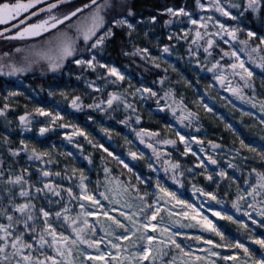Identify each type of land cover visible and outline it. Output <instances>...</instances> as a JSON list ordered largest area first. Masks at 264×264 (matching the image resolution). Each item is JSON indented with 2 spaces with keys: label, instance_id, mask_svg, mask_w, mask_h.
Wrapping results in <instances>:
<instances>
[{
  "label": "rangeland",
  "instance_id": "374dc122",
  "mask_svg": "<svg viewBox=\"0 0 264 264\" xmlns=\"http://www.w3.org/2000/svg\"><path fill=\"white\" fill-rule=\"evenodd\" d=\"M201 3L206 5L203 10L196 5L194 12L188 8H183L191 12L193 18L198 21H200L201 17H204L201 23H207V33L218 32L219 35L209 37L205 33L204 28L199 27V25H192L187 17L171 18L173 22L165 25L164 22L170 19L165 10L162 12L165 16L157 18L155 24L148 22L149 17L140 18L145 20L146 24L138 26L137 32L139 35L133 33L132 37V44L140 48L147 47L151 56L158 57L155 63L173 76L176 89L168 105L173 107L178 115L179 119L177 121H165L161 116L156 115L152 105H155L160 96L154 85H150L145 81L133 80L121 67L97 57L101 63L115 66L125 76V80L121 83L128 90L126 93L127 100L135 109L133 115L140 117L143 125L149 128V134H158V132L162 134L163 139H159L160 144L153 139L155 135L147 136L145 134L142 137L136 135L130 127L121 123V120H117L118 123L115 124L102 111L95 110L96 114L91 115L83 113V110L76 111L68 107V102L64 101L59 95L61 91L69 95L81 96L84 101V107L93 103L94 100L97 102L99 99L106 100L108 96L103 95V91L96 93L88 88V82L94 80L82 77L80 75L82 72L77 71V69L81 70L82 68L72 63L71 59L66 61L64 67L57 72L49 71L46 62L37 69V73L23 72L24 75L57 74L66 76V72L71 74V76L72 73L74 74L76 82L67 81L61 87L47 88L46 94L42 95L44 98L38 96L28 85L23 83L21 78L17 79V85L25 89L29 88L31 94L24 93L20 87L0 90V108H3L4 104L7 103L9 111L11 109L18 110L15 133L12 136H7L8 140L15 146V149L21 147L20 141L23 139L28 143L29 148L34 146L38 151H49L51 153V162H48L49 157H44L42 160H28L26 153H21L20 155V168H27L28 171L23 173V175L30 184L41 188H43L44 184H50V186L60 191V196L58 197L45 190L47 198H45V193H41L32 202L36 205L37 210L43 206L46 210H51L53 213L61 211V219L57 221L53 215L50 217V222L57 228L58 232L62 231L70 239L76 238V232L72 231L75 228L77 230L83 229L80 233L82 239L100 241L99 252L95 247H88V244H79V249L92 256L102 252L105 254V259L110 260V257L107 256L109 251L113 256L117 255L116 250L111 248L108 243L110 240L121 245L122 251L119 254L121 260L136 251L135 248L130 247L129 241H116L113 235H106L105 231L101 230L112 223L105 217V212L109 216L119 219L122 223L128 224V221L125 220L124 216H121V213L124 212L131 215L134 211L136 212L138 224L151 223L157 226V231L153 232L151 228L147 231L148 235H152L156 239L149 259L142 261L141 264H204L203 261H196L195 257H205L214 260L216 264H233L230 260L225 261L222 259L223 256L230 255H238L241 259H245L243 251L234 248L214 249L220 255L210 257L207 249L211 246L205 244L204 240L211 238L215 242H219V237L203 231L196 221H189L179 215V206L172 208L171 204L166 205L164 200H159L156 188L158 178L163 186L175 191L181 199L194 206L203 204L201 214L208 216L229 239L242 241L257 256L260 251H264L260 249L258 244L253 243V239L264 238V228L251 224L248 217L242 214L243 211H250V209H247L244 202L241 201L242 211L238 213L233 207L229 208L224 202V197L222 198L220 195L222 191L226 190L230 196L233 194L231 199L233 202L239 193L250 190L251 186L257 183L258 177L255 172H252L253 168L257 172L264 173V158L257 155V153L249 152L247 148H241L239 142L240 139H243L245 144L256 148L258 152H264V125L259 123L261 116L260 106L264 103V86H262L264 85V80H262L264 73L259 68H255L252 78L255 91L249 89V92H245L241 86L243 82L236 80L240 77L233 75V70L229 67L232 63H238L234 57H231L232 51L237 52L240 59L245 61V66L249 67L250 70L255 66L250 64L248 58L243 55H254L253 59L259 63L260 57L264 56V52L251 53L250 48H248L245 53H242L237 44L239 40L246 39V34L240 33L238 34L239 39H231L219 29L215 22L219 20L227 27L234 26L235 22L212 10L210 7L211 0H201ZM209 16H212L213 19L208 20ZM135 20H132V22L135 23ZM244 26L247 27L246 25ZM197 30L204 35V39L197 40L199 48H197V45L192 44ZM145 31L148 32L146 38L144 37ZM258 34H264V26L263 32ZM169 36H172L171 40ZM209 38L214 41L212 48L209 49L211 55H218L215 52L216 49L221 51L222 55L227 52L229 55L225 56L226 61L217 56L211 64L207 63V55L209 54L204 52V48L207 47ZM225 40L228 42L225 43ZM254 43H258V40L254 41ZM165 46L170 48V53L163 52ZM82 47L83 44L80 43L78 52L83 51ZM37 49L40 52L47 51V47H38ZM149 61L153 63L150 59ZM217 61H219V66L214 68L213 65ZM87 70L92 71L91 69ZM95 73L96 75H103L105 71L98 69ZM78 76L79 79H77ZM129 81L132 85L131 88H129ZM97 86L99 85L97 84ZM237 87L242 88L244 99H240L239 96L233 94L231 89ZM136 88H151L157 93V96L149 97L147 93H144V98L141 99L140 94L137 93L133 97L131 93L135 92ZM9 92H19L22 95L5 100L4 97ZM50 92H54L56 95L51 96L49 95ZM150 101L155 103L151 102L152 105H150ZM253 103L256 107H253ZM55 105L60 106L66 121L72 125H77L87 135V139L84 136H74L73 141L70 143L66 136L73 134L72 127L66 129L56 128L55 131L40 136L39 128L44 126V124L39 123V121H44L43 117L35 118L30 131H24L20 127L19 116L32 111L35 106H44L50 109ZM204 105L211 108L212 112H207ZM103 107H106V104ZM165 107V105H159L155 108L160 112V109ZM81 112L83 113L82 115ZM189 113H198V117L189 115ZM244 113H252V117L245 116L243 115ZM142 115L143 118L141 117ZM3 120H6V117L0 116V121ZM227 125H231L232 130H229L226 127ZM105 128L109 130L110 135L102 131ZM177 131L185 137L184 141H180L176 135ZM126 139L131 141V144L126 143ZM141 139H143V143H141ZM89 140L91 143H89ZM168 140L175 141V144L165 143ZM149 144L159 145L156 147L158 149L157 154L168 162L167 166H165L169 168L167 173L164 171L165 167L161 168L157 164L155 159L157 155L148 147ZM93 145H103V148L93 147ZM213 145L217 147L214 148ZM104 148H107L113 155L109 156L103 150ZM130 151L138 154L143 153V158L133 160L131 155H129ZM67 153H72V155L69 156ZM114 157H119L133 171L129 172ZM209 157L215 159L217 163L211 164ZM246 157L247 159H245ZM89 160L91 163H89ZM201 161L204 162V167L198 166ZM149 162L156 169L155 172L149 169ZM171 164L179 165L178 169L175 170V176L180 181L179 183L173 181ZM229 164H232L233 167H229ZM105 168L108 169L107 172H105ZM42 171H49L51 175L42 177ZM221 171L226 172L228 178H221L217 175ZM56 173H60V175L57 176ZM209 174L213 176V181L206 179ZM137 175L141 178L139 181L136 179ZM81 176L84 178L83 183L86 186V192L82 191L80 187ZM38 180L40 181L39 183L37 182ZM217 183L220 185L219 189H217ZM194 185L197 188H204L205 191L215 193L221 199L222 204H217L199 193L194 194ZM69 188L72 190L71 197L66 191ZM30 191L35 195V187L30 189ZM145 192L154 195L145 196ZM100 193H104L108 199H105ZM83 195H89L99 200V205L94 206L92 201L82 199ZM140 196H144L143 203L153 204L155 200L157 203L153 205V208L159 206L167 210L160 212L156 220L150 221V210L145 209L147 215L139 211L142 205V202L138 199ZM247 199L250 201L251 197H247ZM257 199L261 201L258 206H264V193L258 196ZM49 200L52 201L51 204L48 203ZM23 202H25V198L19 197L18 203ZM81 204L84 205L83 210L80 207ZM64 209H67V211L65 212ZM169 211L173 215L170 216ZM212 211L227 212L234 218L243 220L252 229V233H245L230 221L212 216ZM87 212H92L93 214L87 215ZM36 215H40L38 211ZM65 215L69 218L67 222L63 220ZM253 216L259 220L255 213H253ZM161 217H163L162 220ZM198 219L199 217H197ZM40 227H43L42 218ZM164 228H167L168 231L162 233L161 229ZM93 229L95 230L94 235ZM144 231V229H141L137 236H133L131 239L136 241L137 237L142 235ZM121 232L123 230L119 229L116 234L118 235ZM173 233H178V235L173 236ZM0 235H3V233H0ZM170 236L176 240V243L181 245V248L184 249L183 252L169 241ZM197 236L203 239H195ZM48 239L50 240L51 238L48 237ZM161 240L164 241L163 244L160 243ZM145 245L146 241H138V247L142 248ZM60 247L61 250H64L63 245ZM68 247L72 248V255H67L66 253L64 257H60L53 249L47 248V246H45L44 253L57 260L64 261L65 264H81L82 258L79 256L78 248L71 244ZM123 249H128V251H123ZM158 249L160 250L159 252L157 251ZM185 253H190V255H185ZM34 255L44 259V255L40 253H34ZM47 264H51V261H48ZM86 264H103V262L87 261ZM124 264H134V262L127 260L124 261Z\"/></svg>",
  "mask_w": 264,
  "mask_h": 264
},
{
  "label": "snow or ice",
  "instance_id": "6c2138e0",
  "mask_svg": "<svg viewBox=\"0 0 264 264\" xmlns=\"http://www.w3.org/2000/svg\"><path fill=\"white\" fill-rule=\"evenodd\" d=\"M71 0H56L55 3H48L47 7H40L36 11H30L35 9L37 5L46 3V0H0V25H5L2 30H0V38L4 40H25L26 38H37L42 37L45 34H49L46 45L47 51L37 52L36 56L38 59L30 60L28 57H25L26 64L24 66L17 67L15 63H10L8 65L9 71L7 75L12 76L18 73L26 72L30 70L33 64L40 63L41 61L46 62L48 70L52 72L60 71L65 62L69 59L72 60L77 67L91 69L93 72H97L98 69L105 71L104 75L98 74L97 79L104 82V86L109 85H119L120 82L125 80V76L115 67L109 66L106 63H101L97 59L98 53H103L106 46L111 42L117 33L115 30H120L127 38L129 43L132 42L133 33L137 32V28L140 25L146 24V21L143 19H136L135 23L132 22L136 18L137 13L133 10V0H89V3H85L80 7H77L73 10H70L66 13H54V10L58 9L61 5L65 3H70ZM196 6L200 9H205L206 5L201 3V0H195ZM211 9L216 13H219L221 16L230 19L235 22L234 26L227 27L224 23H221L219 20H216L215 24L218 25L219 29L223 31L227 36L233 40L239 39L238 34L245 33L246 39L239 40V43L243 46L240 51H245L250 48L251 53H260L264 52V34H258L256 31L251 30L250 28L245 27L246 21L249 17H253L255 20L259 21L261 26H264V0H211ZM87 10V14L85 12ZM27 13L28 15H24ZM41 13H46V17L43 19H38L36 22H31L33 17H38ZM166 14L170 19L166 20L165 25H169L173 22L171 18L187 17L188 21L192 25H199L205 29L207 33L208 25L207 23H201L204 20V17L200 18V21L193 18L192 13L186 11L185 8L181 7L179 9L167 8ZM73 18H77L75 24L72 23ZM208 20H212L213 17L209 16ZM157 20L156 16L149 17L148 22L155 24ZM12 21H17L16 23H11ZM10 25V26H8ZM64 26L61 28L60 26ZM15 29V32H13ZM209 37L212 35H219V33H207ZM187 35V33H185ZM148 36V32H144V37ZM169 39H172V36H169ZM204 39V35L200 31H196L195 37L192 40V44H197V40ZM223 39V37H221ZM258 40V43L254 41ZM81 41L83 42V53L87 55L80 54L78 56V46ZM227 43L228 41H224ZM123 44V41L121 42ZM214 44L213 39L209 38L207 40V47L204 48V52L211 55L209 49L212 48ZM254 45V46H253ZM190 50V49H189ZM21 48H16L15 52L20 53ZM164 53H170V48L165 46L163 48ZM124 55H139L141 59H150L153 63L158 59V57L151 56L149 49L147 47L140 48L133 44V51L131 53L124 52ZM225 56L229 53L225 52ZM231 57H234L238 63H232L229 67L233 70V75H238L240 80L243 82V88L252 89L255 91V86L252 82L255 68H259L262 73H264V56L260 57V62L257 63L253 59L252 55L249 54L248 62L255 67L250 70L249 67L245 66V61L241 60L236 51L231 52ZM4 57H9L10 53L5 52ZM159 64H155V67H159ZM219 61L213 67H218ZM175 71V69H173ZM239 70V71H237ZM166 71V70H165ZM211 71V69H209ZM3 66L0 65V75H3ZM79 79V76L77 77ZM264 80V76H262ZM163 85L164 81H160ZM88 88L92 89L93 92L100 93L103 89L97 86L95 81L88 82ZM264 86V85H262ZM131 82L129 81V88H131ZM234 95L239 96L240 99H244L243 91L241 87L231 89ZM127 89L125 93L119 92H110L108 93L107 99H99L93 103L88 104L89 109L98 110L102 112H108L111 110L115 112L120 105L122 104L125 110H131L135 112L132 104H130L126 98ZM139 93L141 99L144 98V93H147L149 97H156L157 93L151 88H136L135 92L131 93L133 97ZM22 95L19 92H9L7 96L4 97L5 100H8L10 97H16ZM49 95L55 96L56 93L50 92ZM59 95L63 98L64 101L68 102V107L76 111H80L84 108V101L79 95H69L66 92L61 91ZM165 99L169 96V93H165ZM157 105H159L160 100L157 99ZM106 104V107H103ZM207 112H212L211 108H208L207 105H204ZM253 107L256 105L253 103ZM9 105L4 104L3 108H0V116L7 115V110ZM163 111V109H160ZM261 116L259 118V123L264 125V103L260 106ZM63 110L59 105H55L53 108H46L44 106H35L34 109L30 112H26L24 115L19 116V125L24 131H30L33 122L36 117H43L44 121H39L43 123L44 126L39 128V135L44 136L46 133L55 131L56 128H73V134L66 136V139L71 143L74 136H84L87 139V135L82 132L77 125H72L70 122L66 121L65 116L62 114ZM189 115H195L198 117V113ZM243 115L252 117V113H244ZM91 119V117H89ZM126 118L121 123H127ZM255 119V118H254ZM140 117H136V122L139 123ZM229 130H232L231 125L226 126ZM105 134L110 135L108 129H102ZM235 135V133H233ZM139 135V133L137 134ZM153 135H158L154 133ZM176 135L179 137L180 141H184L185 137L180 134L179 131L176 132ZM5 144H8V137L3 138ZM126 143L131 144V141L125 140ZM141 139V143H143ZM240 147L247 148L249 152L257 153V155L264 158V152H258L256 148L250 147L245 144L243 139H240ZM89 143L91 141L89 140ZM167 144H175V141L168 140L165 141ZM21 147L17 149L8 148V152L12 157H19L21 153H26L28 160H42L44 157H49L51 162V153L49 151H38L34 146L29 148L28 143L25 140L20 141ZM93 147L103 148V145H93ZM148 147L152 148L154 154H157V149L153 145L149 144ZM213 147H217L213 145ZM108 153L109 156L113 154L108 151L107 148L103 149ZM71 156L72 153H67ZM129 155L133 160H139L143 158V153H137L130 151ZM119 163L123 164L129 172H132L133 169L129 167L127 163L121 160L119 157H114ZM247 159V157L245 158ZM209 162L211 164H216L217 161L209 157ZM3 160H0V202L7 199V206L0 207V216L4 217L7 220V224L0 223V264H47L48 261H51V264H65L62 260H57L52 256H48L44 253L45 246L47 248L53 249L60 257H64L65 254L72 255V248L68 247L69 244L75 246L79 250V256L82 258L81 264H86L87 261H100L103 264H124V261L131 260L134 264H141L142 261L148 260L152 251L153 243L155 237L148 235L147 231L151 228V231H157V226L151 223H139L136 219V212H132L131 215L122 212L121 216H124L125 220L128 221V224L122 223L119 219L109 216L107 212L104 213L105 217L110 220L112 223L107 226V228H102V231H105L106 235H113L116 241L126 240L129 241L130 247L135 248L136 251L133 252L130 256H125L124 260L120 259V252L122 251L121 245L119 243H113L111 240L108 242L111 248L115 249L117 255L113 256L109 251L107 256L110 257V260L105 259V254L100 252L96 256H92L85 252L82 249H79V244H88V247H95L99 252L100 241L92 240L88 241L82 239L80 233L83 229L77 230L72 229L73 232H76V238L70 239L69 236H65L64 233L58 232L57 228L53 226L50 222V217L54 215L55 219L59 221L61 219V211H56L53 213L51 210H46L43 206L38 210L36 205L32 203V200L37 198L41 193L51 192L55 196H60V191L56 188L50 186V184H44L43 188L36 187L34 184H30L28 180L24 178L23 173H26L27 168L21 169V174L13 175L11 171V166L7 169V176H5V169L3 167ZM89 163L91 161L89 160ZM167 164L168 162L165 161ZM199 167H204V162L201 161ZM149 169L153 172L156 169L153 167L152 163H148ZM170 167L173 170V181L179 183L175 176V170L178 169V164H171ZM229 167H233L232 164H229ZM169 170L168 167L164 168L165 173ZM108 169L105 168V172ZM252 172H255L258 179L255 185L251 186L250 190H245L242 193H239L236 199L232 202V207L236 212L242 211L241 201L244 202L247 209L250 211H243L242 214L251 221V224L257 225L261 228H264V206H258L261 204V201L257 199L258 196H261L264 193V173L257 172L255 168L252 169ZM30 175V174H29ZM51 173L49 171H42V177H49ZM57 176L60 173H56ZM221 178H228L226 172L221 171L218 173ZM83 176H81L80 187L82 191L86 192V186L83 183ZM136 179L139 181L140 176H136ZM207 180L213 181V176L211 174L207 175ZM40 182L39 180L37 181ZM235 182V181H233ZM27 185V188H25ZM181 186H183L181 184ZM19 187V192H14V189ZM35 187V195L30 191ZM220 185L217 183V189ZM156 188L158 190V199L164 200V203L171 204L172 208L177 206L180 207V212L178 213L185 219L189 221H196V223L202 228L203 231L209 232L212 235L219 237V242H215L213 239L209 238L204 240L205 244L210 245L207 249V252L210 257L219 256V252L214 249L218 248H234L243 251V256L245 259H241L238 255L223 256L222 259L225 261H232L233 264H264V251H260L259 255L253 251H250L249 248L240 240H231L228 236L225 235L223 231L216 224L213 223L211 219L206 215L201 214V209L203 204L199 206H194L191 203L180 198L175 191L170 190L169 188L163 186L158 178L156 181ZM69 196H72L71 188L66 190ZM194 194L199 193L207 197L211 201H215L217 204H222L221 199L218 196L210 191H205L204 188H197L193 186ZM239 192V188H238ZM227 191L225 195H227ZM17 195L20 198H25V202L16 203ZM101 196H104L105 199H108L104 193H100ZM154 195L145 192V196ZM247 197H251L249 201ZM45 198L47 195L45 193ZM82 199L92 201V204L99 205V200L95 199L89 195H83ZM142 202V205L139 208L141 213L145 212V209L151 211L150 221L156 220L160 212L167 209H162L159 206L153 208L157 202L154 200L153 204L143 203L144 196L138 197ZM49 204L52 203L51 200L48 201ZM59 203V201H57ZM81 209H84V205H80ZM39 212L40 215H36V212ZM66 212L67 209H64ZM253 213L256 217H259V220L254 218ZM19 214V215H17ZM87 215H92V212H87ZM169 215H173L169 211ZM212 216L218 217L221 220L230 221L232 224L237 225L239 229H242L245 233L251 234L252 229L249 228V225L243 220L236 219L227 212L221 211H212ZM197 217L199 219L197 220ZM42 218L43 227H40ZM163 217H161V220ZM63 220L67 222L69 218L65 215ZM86 223V222H85ZM130 225V226H129ZM22 229V230H21ZM122 229L123 232L116 234L117 230ZM141 229H144V233L137 237L136 241H133L131 237L137 236V233ZM168 229H161V232H167ZM95 230L93 229V235ZM178 235V233H173V236ZM48 237L51 239L49 240ZM30 238V239H29ZM197 240L203 239L200 236L195 237ZM146 241V245L142 248L138 247V241ZM169 241L175 245L176 248L184 251L181 248V245L176 243V240L173 237H169ZM161 244L164 243L163 240L160 241ZM253 243L258 244L261 250H264V238L253 239ZM61 245L64 246V250H61ZM123 251H128V249H123ZM160 251L159 249L157 250ZM34 253H40L44 255V259H40L38 255ZM185 255H190V253H185ZM196 261H203L204 264H216L214 260H210L205 257H195Z\"/></svg>",
  "mask_w": 264,
  "mask_h": 264
},
{
  "label": "trees",
  "instance_id": "16d2710c",
  "mask_svg": "<svg viewBox=\"0 0 264 264\" xmlns=\"http://www.w3.org/2000/svg\"><path fill=\"white\" fill-rule=\"evenodd\" d=\"M226 3V0H224ZM195 0H133V10L137 13V16L135 19L140 18H147L151 16H156L157 18H163L165 15L162 14L167 8H173V9H179L181 7H185L190 9L194 12L195 9ZM133 19V20H135ZM245 25L250 28L251 30L256 31L257 33L263 32V26L259 23V21L255 20L253 17H249L248 21H246ZM117 35L114 37V39L108 43L103 53H98L97 57H99L103 61L111 62L122 69L125 70L126 73L130 75V77L133 80L137 81H145L150 85H154L159 93L160 96V103L159 105H165L166 107L163 108V111H158L157 108H155L157 105V102L150 101L149 104L152 105V103H155V105L152 107L155 110V113L157 116H161L165 121H177L179 119L178 115L175 113L173 107L168 105V102H170V99L174 95L175 89H176V83L174 82V78L171 74L163 70L160 66L157 68L155 67L154 63H151L149 59H141L139 55L132 56V55H124V52L131 53L133 51V41L129 43L127 41L126 36L120 31L115 30ZM133 40V38H132ZM123 41V44L121 43ZM237 47L239 50L243 47L240 43L237 44ZM83 48V47H82ZM218 55H207V63L211 64L213 60L218 56L222 58L223 61H226L225 55H222V52L216 49L215 51ZM242 53H245V51H241ZM86 54L82 52H78V54ZM86 56V55H85ZM244 57L248 58L249 55H243ZM254 55H252L253 57ZM83 70V71H82ZM82 72L80 74L82 77L94 80L97 82V84L103 89V95H108L110 92H119V93H125V86L123 83L120 82L119 85H109L107 87L104 86V82L102 80H98L95 72L89 71L85 68H82L81 70H78ZM69 75V76H68ZM104 75V74H103ZM77 76V75H76ZM67 77V78H66ZM20 77L13 76L8 77L7 80L0 78V90H3L4 88H18L17 85V79ZM21 80H23V83L28 85L38 96L44 98L42 95L45 93L47 88H53V87H61L63 86L67 81H73L76 82L77 80L74 77V74H68L66 72V76H59L57 74H47V75H23L21 76ZM163 80L164 83L161 85L160 81ZM236 80H240V78H237ZM242 86V85H241ZM24 93L31 94L30 89H25L24 87H20ZM243 88V86H242ZM245 92H249L248 88H243ZM169 93V96L165 99V93ZM46 94V93H45ZM126 95V94H125ZM127 98V95H126ZM152 102V103H151ZM83 113H88L91 115H95L96 111L93 109H89L87 107H84L82 109ZM81 112V115L83 114ZM18 110L11 109L10 111H7L6 120L0 121V160H3V167L6 170L5 176H7L8 172L7 169L9 166H11V171L13 175H19L21 174V168H20V156L19 157H12L10 153L8 152V148L15 149V146L12 144L11 141L8 140V144H5L3 141V138L5 136H12L15 133L16 130V124H17V115ZM109 119L113 121V123L117 124L119 120L124 121L126 118L130 117V119H127V123H124L126 126L130 127L135 134L137 135L139 133V136H153L152 134H149V128L145 127L143 125V122L139 120V123L136 122V116L133 115V112L131 110H125L123 105L121 104L120 107L115 111L112 112L109 110L108 112H104ZM104 114V115H105ZM143 118V115L141 116ZM118 120V121H117ZM122 127V126H120ZM158 143L159 139H163L162 134L158 132V135H155L154 138ZM160 144V143H159ZM153 145V147H157L159 145ZM152 149V148H151ZM157 149V148H156ZM158 150V149H157ZM157 164L164 168L166 165L165 159L161 156H159V159H157V156H155ZM27 185H25V188ZM14 192H19V187L14 189ZM226 190L221 192L222 198L224 197V202L226 205H228L229 208H232V195L229 194L225 195ZM19 202V196L17 195L16 203ZM7 199L0 202V207H6L7 206ZM33 203V202H32ZM0 223L7 224V220L0 216Z\"/></svg>",
  "mask_w": 264,
  "mask_h": 264
},
{
  "label": "flooded vegetation",
  "instance_id": "af4514ba",
  "mask_svg": "<svg viewBox=\"0 0 264 264\" xmlns=\"http://www.w3.org/2000/svg\"><path fill=\"white\" fill-rule=\"evenodd\" d=\"M26 2V0H24ZM56 0H46V3L37 5L35 9H31L30 11H36L40 7H47L48 3H55ZM102 2V0H100ZM85 3H89V0H71L70 3H65L61 5L58 9L54 10V13H66L70 10H73L77 7L82 6ZM87 14V10L85 12V15ZM24 15H28L25 13ZM46 13H41L38 17H33L31 22H36L38 19H43L46 17ZM17 21H12L11 23H16ZM77 22V18H73L72 23L75 24ZM10 26V25H8ZM5 25H0V30H2ZM63 28L64 26H60ZM13 32H15V29H13ZM49 34H45L42 37L37 38H26L25 40H4L0 38V65L3 66V75H0V78L7 80L8 77L18 76L21 78V76L24 75V73H18L12 76L7 75V72L9 71L8 65L10 63H15L17 67L24 66L26 64L25 57H28L30 60H36L38 57L36 56L37 52H40L37 48L38 47H47L46 40L48 38ZM83 44V42L81 41ZM16 48H21L22 51L20 53L15 52ZM7 52L10 53L9 57H4L3 54ZM45 62L41 61L40 63H35L32 65L30 70H28L30 73H37V69L43 65ZM22 79V78H21ZM20 87V85H18ZM9 88V87H8Z\"/></svg>",
  "mask_w": 264,
  "mask_h": 264
}]
</instances>
